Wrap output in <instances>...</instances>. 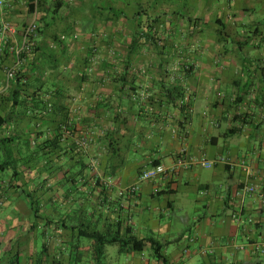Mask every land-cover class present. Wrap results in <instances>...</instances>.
Listing matches in <instances>:
<instances>
[{
  "label": "crops",
  "instance_id": "1",
  "mask_svg": "<svg viewBox=\"0 0 264 264\" xmlns=\"http://www.w3.org/2000/svg\"><path fill=\"white\" fill-rule=\"evenodd\" d=\"M97 1L0 6V157L9 165L0 177V264H113L108 247L100 261L92 258L91 241L81 233L88 223L100 232L110 225L121 235L128 229L139 240L155 239L165 264H264V0H183L190 1V20L204 25L187 40L183 22L173 23L170 55L160 48L167 40L157 43L160 52L147 44L127 54L132 26L109 17L127 11L131 0ZM144 2L140 12L171 14L167 0ZM35 16L42 32L33 51L17 57ZM206 26L215 33L204 38ZM93 44L98 54L90 58ZM184 63L194 69L186 73ZM11 69L15 76L7 81ZM16 75L25 77L29 92H48L54 111L46 119L11 113ZM180 93L190 97L187 113L179 110ZM44 138L60 140L47 167L35 151ZM180 160L191 165L120 196L155 163ZM246 182L255 192L242 199ZM23 190L42 203L41 214L30 210ZM116 249V264H161L149 246Z\"/></svg>",
  "mask_w": 264,
  "mask_h": 264
},
{
  "label": "trees",
  "instance_id": "2",
  "mask_svg": "<svg viewBox=\"0 0 264 264\" xmlns=\"http://www.w3.org/2000/svg\"><path fill=\"white\" fill-rule=\"evenodd\" d=\"M164 16L169 17L168 15H158V16L153 17L146 13H142V11L140 12L139 10L136 13H133L131 17H129L128 14H126L125 12H121L119 14H117L116 12L114 13L111 12L109 18L112 19L113 22H116L121 19L125 20L126 21L125 26L128 24L132 26L130 45L125 48L127 54L134 53L137 50L141 51L142 50L141 48H144L145 45L147 44H152V47H154L156 51L160 52V49H158L157 43H161L164 40H167V43L160 47L162 52L163 50H165L166 51L165 53L168 55L175 54L176 45L174 42L175 40L174 38H175V33H177V31H176L175 25H173V22L171 21V18H169V20L166 19V21H162V18ZM160 22H162V24ZM188 24L189 25L191 24L190 19L188 21ZM188 31L189 32L184 33L185 32V29H184V32H183L184 39L190 40L198 36V35L196 36V33L195 34L192 33L190 29ZM41 32L42 31L40 29H37V33H41ZM222 32L223 31L219 30L218 35L220 33L224 36ZM109 35L111 36L112 33H110ZM178 35L179 37H181V34L178 33ZM108 44L111 50L112 46L110 43ZM237 46H238V49L240 50L243 48V44L241 43H238ZM97 48L98 47L93 44L91 45L90 49H88V54L90 58L98 54ZM189 48H190L189 46H185L183 48L182 52L183 54H185V56L189 54V51H190ZM33 49L34 47L31 46L29 52H32ZM123 68L124 69L129 68V63L127 61L123 63ZM182 69L186 73H190L194 69V66L191 64L184 63ZM24 78L25 77H21L19 75H16L15 77V82H16L15 90L13 94L10 96V100L12 103V109H13L11 113L14 114L15 111H18V114L22 115L24 118L35 117V118L46 119L49 116V114H51L54 111L53 104L48 99V96H49L48 92L47 91L29 92L27 89V83ZM179 95H180V98L182 99V101L178 105L179 110L184 113L189 112L190 97L189 96L186 97L184 93H180ZM17 105L19 107V110H15L17 108ZM186 121H187V118L185 116L184 123ZM184 123L180 124L181 129H183ZM3 124L4 123H0V125H3ZM60 137H62V135ZM33 142L34 140L30 137L26 141L25 146L27 147L33 146ZM59 143H60V140L55 139V138L51 140L44 138L37 145H35L34 143V145L36 146L35 151L38 152V154L40 155L39 161L42 164H44L43 165L44 167H47L48 163H50V160L52 161V159L49 157V151H53L54 149H56ZM6 165H7V168H4ZM153 166H156V163ZM8 167H9L8 163L4 162L0 165V170L5 172V170H8ZM22 192L28 202L30 210L34 214H39V213L41 214L42 208H43L42 203L37 201V198L35 197V195H33L31 191L23 190ZM46 193H47V189L42 191V195L46 196ZM74 228H77V227H74ZM81 233L83 236L89 239V241H91V245H90L91 256L96 261H100L101 258L105 255L106 247L114 245V246L119 247V251L121 253H126L128 251L129 252H141L144 250L145 246H149L151 249L153 258H155L161 264L166 263V260L162 256L163 247L158 241H156L153 238L139 240L137 237L132 236L131 233L128 231V229L121 235L120 227H117L116 231L112 232L110 229V225H109L105 228L104 232H100L99 230H96V228L93 227L91 223H88L87 230H83V232Z\"/></svg>",
  "mask_w": 264,
  "mask_h": 264
},
{
  "label": "built area",
  "instance_id": "3",
  "mask_svg": "<svg viewBox=\"0 0 264 264\" xmlns=\"http://www.w3.org/2000/svg\"><path fill=\"white\" fill-rule=\"evenodd\" d=\"M2 5H3V0H0V6ZM37 29H38V24H37V19L35 16V19L23 31V37H22L23 45L21 49H18L15 51L17 57H20V55L24 51H30L31 46L32 47L34 46L32 39L36 35ZM2 30L4 32L5 31L14 32V30L9 25H3ZM14 76H15V70L14 69L9 70L7 72V81H10L11 79H13ZM222 162H225V161L222 160ZM227 163H230V161H227ZM187 165H191L190 160L186 162L180 160L177 165H173L171 167H165L163 165L153 166L148 171H144L140 173L138 175L136 183L132 185L131 187L121 191L120 196L122 195L133 196L138 192L141 184L147 183L149 181H153L159 177H171L177 173L179 168L187 166ZM202 165L205 168H211L210 163L203 162ZM242 166H245V165L242 164ZM254 192H255V188L251 184L246 182L241 186L238 194L242 199H244L246 196L253 194ZM233 217L238 223L243 222L240 218V211L236 212L235 215H233ZM202 254L204 255L205 252H203Z\"/></svg>",
  "mask_w": 264,
  "mask_h": 264
},
{
  "label": "rangeland",
  "instance_id": "4",
  "mask_svg": "<svg viewBox=\"0 0 264 264\" xmlns=\"http://www.w3.org/2000/svg\"><path fill=\"white\" fill-rule=\"evenodd\" d=\"M87 1V3H88V5H90V6H100V3H99V1H97V0H86ZM124 1H126V2H128V0H124ZM80 2V0H77V1H73L72 0V2H70V4H72L73 3V5L74 6H76L77 5V3H79ZM167 2L168 3H170V4H172L173 5V7H172V9H171V14L169 15V17L171 18V21L174 23V24H176V22H178V23H182L183 22V29H185V32L184 33H186V32H189L188 30L189 29H191V32L192 33H196V36L198 35V28L199 27H203V25L204 24H201V23H198L197 24V22H194V19H191L192 20V24H188V21H189V19L190 18H192V17H194V13H192L191 12V8H189V7H186L187 5H189L190 4V1H186V2H183V0H167ZM177 2H179L178 3V5L179 6H185L184 8H179V7H177ZM69 3V2H68ZM130 4L128 5V7H127V11H125L126 12V14H127V12H132V13H130V14H133V12H137V11H139L140 9H139V7H142V4L141 3H145L144 2V0H131L130 2H129ZM106 6H109L108 4L107 5H105V7ZM109 10V9H108ZM107 10V12H109ZM122 10H124V9H122ZM144 10V11H143ZM146 9H143L142 8V13H145V12H150L151 10H149L148 11V9L145 11ZM208 17H210V16H205V19H208ZM213 18V17H212ZM85 23V22H84ZM84 26L86 27L87 26V31L89 32L90 31V28H91V26H92V22H91V20H90V22L88 21L87 22V24L85 23L84 24ZM196 26V27H195ZM191 27V28H190ZM89 28V29H88ZM194 28H196V29H194ZM219 30H221V31H223L222 33L224 34H227L226 32H224V30L223 29H221L220 27L218 28ZM200 30V29H199ZM203 32H204V38H207V36L208 35H214V31H213V28L212 27H207L206 26V28L204 27L203 28ZM96 35V33L94 32L91 36H90V38H93V36H95ZM219 36L220 37H223V35L222 34H220L219 33ZM225 37V36H224ZM197 39V38H196ZM229 47V45H224L223 46V48L224 47ZM211 47V46H210ZM221 47H218L217 49H220ZM222 52H223V50L221 49V50H219V54L221 55L222 54ZM0 165L2 164V162L1 161H3L4 160V158H2V157H0ZM4 172L3 171H1L0 170V177H5V174H3ZM108 250H112V251H114V254H109L110 256L108 257V260L109 261H111L113 264H116L117 263V261H115V259L117 258V257H114L113 258V256L114 255H116L117 256V249H116V246H114V245H111V246H108V248H107ZM111 258H112V260H111Z\"/></svg>",
  "mask_w": 264,
  "mask_h": 264
}]
</instances>
